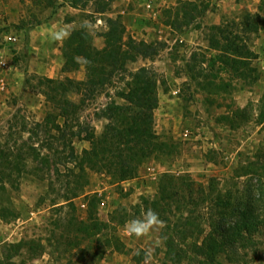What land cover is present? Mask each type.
<instances>
[{"label":"rangeland","instance_id":"374dc122","mask_svg":"<svg viewBox=\"0 0 264 264\" xmlns=\"http://www.w3.org/2000/svg\"><path fill=\"white\" fill-rule=\"evenodd\" d=\"M142 2L0 0V264H144L148 249L149 264H264V28L249 21L264 17V0H172L153 12ZM113 21L119 60L99 73L115 74L89 94L83 57L72 48L67 71L66 39L49 34L79 31L84 49L104 51ZM215 26L247 54L214 45ZM140 68L155 138L116 148L101 139L103 110L129 104ZM44 78L72 81L68 117L56 115ZM93 140L96 163L84 153ZM149 208L165 227L128 236L126 222ZM242 212L252 218L234 229Z\"/></svg>","mask_w":264,"mask_h":264},{"label":"trees","instance_id":"16d2710c","mask_svg":"<svg viewBox=\"0 0 264 264\" xmlns=\"http://www.w3.org/2000/svg\"><path fill=\"white\" fill-rule=\"evenodd\" d=\"M92 1V0H89ZM249 14L246 15V17ZM253 17V16H252ZM252 17H247L252 19ZM255 19L249 20L250 21V30L253 32H257L261 27L264 28V17H260L259 14L254 15ZM248 21V22H249ZM111 28L112 30H109L106 33L107 38V44L104 49V51H91L90 48L84 49L83 48V40H78L79 37H84L79 31H75L68 39H66L62 46V52L65 58V68L67 71L70 70V63L71 65L74 64V55H81L85 61L87 70L91 77H89V81L86 82V84H91V88H89V94L94 93L93 91H97L99 87H101L103 84L108 82L111 77L115 74L114 69L112 67L111 71H108L107 73L101 72L99 73L100 69L103 70L106 63H110L112 61L113 64L117 63L119 60L118 55V48L114 46L116 43V33L114 30L116 29V22H111ZM217 32H219L220 35H222V41L221 40H215L213 38V41L215 42L214 45H218L219 47H223L224 50L232 51L236 55H243L247 54L244 51H242L245 47L241 45L238 41L239 36L234 35L231 36V33L227 30H224L221 28V26H215ZM78 36V38L76 37ZM85 35V34H84ZM86 36V35H85ZM79 41V42H78ZM213 42V43H214ZM72 48H75V51H73V54H71ZM250 54V53H249ZM220 61L224 62L226 64H231V62H235L236 60H233L226 57L223 58L220 56ZM231 61H230V60ZM244 63V62H243ZM69 65V67H68ZM149 70L145 68H140L137 72L131 73L130 76L133 78V81L135 82V86L129 90L127 94H124L126 97H129L133 94V99L129 102V104L125 105H117V104H110L109 107H107L105 110H103V116L108 119V123L106 125L104 133L101 135V139H103L104 142H113L115 143L114 146L116 148H120L121 146L123 149L126 147L127 149H130L129 145L130 142L138 143L139 141L146 143V146L148 149L149 146H151L152 142L148 141L149 139H153V135H151V128L149 129V125H151V114L149 115V110L152 109V102L151 98H147L146 91L149 87V82L147 79L150 75L148 74ZM45 83L47 84L49 91L45 90V95L49 99V101L53 102V108L57 109L56 115L63 114L68 117V114L71 112V108L75 106V103L73 101L66 98L65 93L67 94L68 91H70V87L72 85V81L66 80L64 81H54L49 78H44ZM39 85L42 84V80H38ZM142 82V84H141ZM140 83V84H139ZM151 84V83H150ZM79 83L76 84V88H79ZM93 95V94H92ZM131 104V105H130ZM127 113V114H126ZM128 115V116H125ZM264 120V119H263ZM66 124V121H65ZM38 125H42L38 124ZM55 128L61 133L59 134V137L65 136L64 129H61L59 124L55 125ZM75 131L72 132L73 135L80 136V132ZM90 134H87L84 136V139H93ZM155 138V137H154ZM92 149L91 150H84V153H86L88 156L89 161H94L95 163L100 160L99 158V152H98V145H96V142L92 141ZM132 151V150H131ZM145 151V150H143ZM143 155L148 154L147 152H142ZM4 151L0 148V175H4L3 173V166H5L4 160ZM78 155L74 154L73 151L70 152V160H77ZM16 169H18L17 166H15ZM121 179H126L129 173H131L129 170L123 169L121 170ZM8 175V173H6ZM2 178L0 177V182H2ZM1 188H3L1 186ZM72 197H65V200L68 201ZM70 203V201H68ZM238 216V215H237ZM236 226L234 229H236L239 226V223L245 224L250 222L251 215H247L245 212H242L240 216H238ZM15 251H18L20 247H22V243H18L12 246Z\"/></svg>","mask_w":264,"mask_h":264},{"label":"clouds","instance_id":"9594fccd","mask_svg":"<svg viewBox=\"0 0 264 264\" xmlns=\"http://www.w3.org/2000/svg\"><path fill=\"white\" fill-rule=\"evenodd\" d=\"M81 29L89 32L92 29V24L89 21H83L80 25ZM53 41H61L70 37L71 31L67 29L55 30L49 34ZM165 227V222L159 218V214L153 209L149 208L142 212L140 218H134L126 222L124 231L128 236H135L141 238L147 236L150 232L160 231ZM160 241L156 242L159 246ZM138 254V253H137ZM153 258V249L145 251L144 264H149Z\"/></svg>","mask_w":264,"mask_h":264},{"label":"built area","instance_id":"2783aa9c","mask_svg":"<svg viewBox=\"0 0 264 264\" xmlns=\"http://www.w3.org/2000/svg\"><path fill=\"white\" fill-rule=\"evenodd\" d=\"M123 3H128L130 1L133 0H121ZM142 4L144 5V7L146 8V10H148L149 12H153L156 9H161L164 5L167 4V0H143ZM124 11L121 10V13H123ZM101 20H98V22H100ZM13 40H15V38H12ZM0 65H5L4 61H0ZM5 88V83L4 80L2 78H0V92L2 89Z\"/></svg>","mask_w":264,"mask_h":264},{"label":"crops","instance_id":"0c3cea01","mask_svg":"<svg viewBox=\"0 0 264 264\" xmlns=\"http://www.w3.org/2000/svg\"><path fill=\"white\" fill-rule=\"evenodd\" d=\"M171 1H172V0H167V3H168V2H171ZM0 67H1V65H0Z\"/></svg>","mask_w":264,"mask_h":264}]
</instances>
